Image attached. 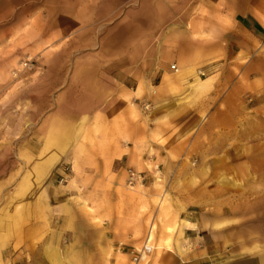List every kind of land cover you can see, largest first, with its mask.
Masks as SVG:
<instances>
[{"label": "crops", "instance_id": "crops-1", "mask_svg": "<svg viewBox=\"0 0 264 264\" xmlns=\"http://www.w3.org/2000/svg\"><path fill=\"white\" fill-rule=\"evenodd\" d=\"M165 1L152 17L168 27L83 113L105 135L81 149L74 118L25 142L43 158L0 214V264H128L131 245L167 242L172 220L178 251L195 245L185 264H264V0ZM63 163L72 173L58 185ZM131 169L143 186L127 188ZM228 242L263 245L223 262Z\"/></svg>", "mask_w": 264, "mask_h": 264}, {"label": "rangeland", "instance_id": "rangeland-1", "mask_svg": "<svg viewBox=\"0 0 264 264\" xmlns=\"http://www.w3.org/2000/svg\"><path fill=\"white\" fill-rule=\"evenodd\" d=\"M153 1L109 0L98 4L97 9L90 5L80 10V6L90 3L3 0L0 7V214L10 202L13 189L25 184L28 173L35 176L43 158L42 154L26 156L27 140L42 141L52 132H60L64 128L63 120L74 118L84 120L72 130L73 136L85 145L81 149L89 151L105 135L100 119L83 113L94 107L97 92L109 85L108 74L115 75L116 65L126 60L136 64L141 49L143 53L144 39L146 43L149 39L154 41L158 32L168 27L169 19L152 17ZM162 3V8L169 5L165 0ZM92 117L95 126L84 129L90 126ZM47 149V153H53L57 147ZM59 169L61 176L57 184L66 185L72 165L63 163ZM171 223V228H167L170 239L149 244L153 250L141 264L188 262L184 256L193 253L195 245L183 243L184 251L180 253L177 247L182 240L178 232L181 233L182 227L175 226V220ZM258 245L263 244L228 242L223 262L254 254ZM123 247L128 246L119 243L115 252ZM143 247L144 244H136L130 249ZM176 253L181 259L175 257ZM5 264H13V260ZM128 264H133L131 256Z\"/></svg>", "mask_w": 264, "mask_h": 264}, {"label": "built area", "instance_id": "built-area-1", "mask_svg": "<svg viewBox=\"0 0 264 264\" xmlns=\"http://www.w3.org/2000/svg\"><path fill=\"white\" fill-rule=\"evenodd\" d=\"M173 70H175V66L171 67ZM146 183V178L142 173L136 172L134 170H128L127 172V181L126 186L129 189H133L138 186H143ZM152 247L145 245L141 249H131L128 251L132 258L133 264H141L143 262H146L149 258Z\"/></svg>", "mask_w": 264, "mask_h": 264}, {"label": "bare ground", "instance_id": "bare-ground-1", "mask_svg": "<svg viewBox=\"0 0 264 264\" xmlns=\"http://www.w3.org/2000/svg\"><path fill=\"white\" fill-rule=\"evenodd\" d=\"M0 3H1V0H0Z\"/></svg>", "mask_w": 264, "mask_h": 264}]
</instances>
